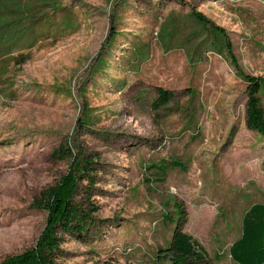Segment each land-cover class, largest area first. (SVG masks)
Listing matches in <instances>:
<instances>
[{
	"label": "rangeland",
	"instance_id": "1",
	"mask_svg": "<svg viewBox=\"0 0 264 264\" xmlns=\"http://www.w3.org/2000/svg\"><path fill=\"white\" fill-rule=\"evenodd\" d=\"M240 70L264 80V0H0V262L45 229L35 201L73 164L62 147L93 161L76 200L96 210L60 230L57 264H167L180 209L210 264H238L264 202ZM158 86L174 94L159 107Z\"/></svg>",
	"mask_w": 264,
	"mask_h": 264
},
{
	"label": "trees",
	"instance_id": "2",
	"mask_svg": "<svg viewBox=\"0 0 264 264\" xmlns=\"http://www.w3.org/2000/svg\"><path fill=\"white\" fill-rule=\"evenodd\" d=\"M196 15L203 22H210L202 14ZM217 29L221 30L218 26ZM232 61L239 68L235 57ZM239 73L247 82V127L257 130L264 136V107L260 96L264 89V80L241 70ZM157 91L158 98L154 103L158 107L167 104L174 95L173 91L161 86L157 87ZM56 153L69 154V157H73V164L56 185L42 191L35 201L36 205L48 212L45 229L33 247L6 257L0 264H57L56 256L62 239L60 230L71 235H80L88 230L96 207L86 208L83 202L79 203L76 200V196L81 192L80 184L84 180L89 179L90 183H93L90 178H93L92 174L96 168H93V161L89 158L78 161L74 154L62 147ZM175 164L180 165L178 162ZM85 192V196L90 198L88 191ZM180 213L183 217L184 211L180 209ZM182 217L174 229L171 246L166 249L170 251L168 253L170 261L167 264H210L206 248L183 231ZM229 252L231 258L238 264H264V202L254 203L245 211L242 218V233L230 245Z\"/></svg>",
	"mask_w": 264,
	"mask_h": 264
}]
</instances>
